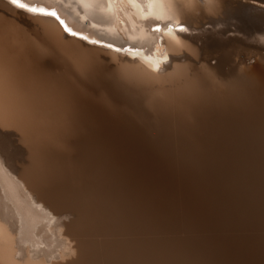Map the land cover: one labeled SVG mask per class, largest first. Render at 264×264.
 Instances as JSON below:
<instances>
[{
  "label": "bare ground",
  "instance_id": "1",
  "mask_svg": "<svg viewBox=\"0 0 264 264\" xmlns=\"http://www.w3.org/2000/svg\"><path fill=\"white\" fill-rule=\"evenodd\" d=\"M26 2L64 23L0 0V133L34 147L0 148V264H264V0Z\"/></svg>",
  "mask_w": 264,
  "mask_h": 264
},
{
  "label": "rangeland",
  "instance_id": "2",
  "mask_svg": "<svg viewBox=\"0 0 264 264\" xmlns=\"http://www.w3.org/2000/svg\"><path fill=\"white\" fill-rule=\"evenodd\" d=\"M187 32L188 33H194L195 31L187 30ZM4 131H13V129H11V128L2 129V133H0V135H1V137H0V148L1 149L3 147L5 148V150H3L4 149L3 148L2 151L5 153H7V151H8L9 155L8 154L7 155L10 157V159L12 157L11 162L16 163V164H14L15 166H19L22 163H26L27 165H31L33 163V160H34L33 144H31V146H30L29 144L26 143V141H25L26 144H24L20 140H17L18 139L17 137H11L9 135L4 134ZM1 143L4 145H2ZM7 143H9V145ZM1 145H2V147H1ZM5 145H6V147H5ZM7 146H9V147H7ZM8 149H10V150H8ZM12 151H14V152H12ZM11 152L14 154H11ZM66 212H69V213H66ZM66 212H65L66 214L62 215V221L64 224H66V222H69V223L72 222L76 217L75 216L76 212H74L73 210H67ZM73 214H74V216H72ZM78 256H79V253L76 256H74L73 259H76Z\"/></svg>",
  "mask_w": 264,
  "mask_h": 264
},
{
  "label": "snow or ice",
  "instance_id": "3",
  "mask_svg": "<svg viewBox=\"0 0 264 264\" xmlns=\"http://www.w3.org/2000/svg\"><path fill=\"white\" fill-rule=\"evenodd\" d=\"M8 2L13 5L15 8L19 9V10H23L27 13L33 14V15H42V16H51V17H56V19L59 20V17L57 16L55 11H49L44 7L38 6V5H32L26 2V0H8ZM61 24H63L64 22L61 20L60 21ZM159 29H157L158 31ZM65 31H70V29H68L65 26ZM179 31L184 32L187 31L186 28H184L183 26H181L179 28ZM73 36L77 35V33L72 32L71 33ZM82 39L87 40V37H81ZM91 43L95 44L97 43V41H91ZM107 47L111 48L112 45H107ZM117 52L121 51L120 49H116ZM3 161L0 160V166H2Z\"/></svg>",
  "mask_w": 264,
  "mask_h": 264
}]
</instances>
